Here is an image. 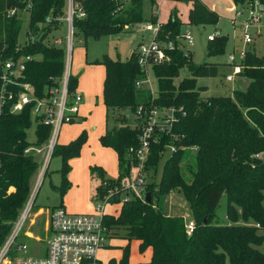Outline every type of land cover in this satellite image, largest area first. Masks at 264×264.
<instances>
[{
    "label": "trees",
    "instance_id": "1",
    "mask_svg": "<svg viewBox=\"0 0 264 264\" xmlns=\"http://www.w3.org/2000/svg\"><path fill=\"white\" fill-rule=\"evenodd\" d=\"M190 1L189 24L218 21V14L203 0ZM244 1L233 0L235 5ZM74 3L85 12L84 17L73 19L74 40L100 39L147 21L143 0H129L128 5L125 0H74ZM64 6L65 0H0V34L4 36L7 54L14 53L24 22L20 11L28 13V27L38 35V39L28 42L17 52L37 55L26 65V77L37 90L50 82L49 77H58L63 71V49L44 40L52 29L61 25L58 17L64 14ZM9 9H15V14L7 16ZM47 17L51 22L46 23ZM150 21L155 23L156 18ZM180 25L176 12L172 13L168 22L161 23L156 38L177 44L175 37L180 35ZM164 35L171 39L163 41ZM227 41L226 35L208 40L207 54H223ZM165 51L170 60L152 67L158 84L153 101L150 92L135 86L145 75L136 62L134 51L124 61L113 60L107 55L99 61L105 67L102 95L106 108L121 113L126 108L135 111L139 104L151 102L176 109L182 107L172 130L176 138L173 140L172 134H159L150 147L146 168L156 172L166 146L176 145V150L170 152L165 161L161 181L152 180L147 185L151 202L132 198L122 204L116 215L104 214L103 222L111 231L123 227L126 239L138 240L141 250L151 249L149 262L140 264H264V252L260 249L264 244V157L255 156L264 151V59L252 49L248 50L241 72V76L251 79L247 88L235 89L231 96L202 99L201 91L206 87L194 88L196 77H214L219 73V66L206 62L193 64L188 60V52L179 47ZM182 66L192 78H183L176 86L173 79L179 76ZM69 83L70 88L75 89L77 78L71 76ZM30 125L27 110L17 115L3 111L0 115V243L26 203L30 179L39 166L33 152L26 149L42 145L49 135L47 126H39L35 142H28L26 130ZM138 135L136 124L134 127L120 125L100 137L101 144L116 153L122 174L130 163L129 148L139 145ZM86 139L83 131L68 144L55 145L52 151V157L61 159L62 185L54 187L61 197L70 186L67 180L69 161L80 154ZM191 146H197L196 168L190 169V181L185 182L180 162L185 155L184 147ZM90 175L98 176L101 181H114L105 178L104 170L98 165L90 167ZM171 188L180 189L190 207L194 222L190 234L182 216L169 215L159 206L158 200L164 199ZM97 192L101 193V189ZM223 195H226V223L213 220Z\"/></svg>",
    "mask_w": 264,
    "mask_h": 264
},
{
    "label": "rangeland",
    "instance_id": "2",
    "mask_svg": "<svg viewBox=\"0 0 264 264\" xmlns=\"http://www.w3.org/2000/svg\"><path fill=\"white\" fill-rule=\"evenodd\" d=\"M204 1L208 7L219 16L215 24H189L186 19L189 3L186 0H154L153 2L151 0H143V14L147 21L131 25L127 30L119 34L104 35L100 39L88 37L86 40L79 38L73 41L70 73L71 76L77 78V84L75 86L76 91L84 96L82 110L85 111V114L82 115L86 118L80 123L63 125L58 137V143L61 145L68 144L76 139L83 131L86 132L87 139L81 147L80 154L69 161L70 171L67 175V180L70 186L62 197L54 188L62 185L60 157H52L51 155L44 165V161L42 160L43 152L38 153L37 151H32L34 156H36L35 158L39 166L30 179L29 197L33 196V206L22 227V231L28 229L27 231H29L30 234L32 233V239L42 236V232L39 230L41 226V221L39 222V219H37V223L33 227H29V220L38 208L46 210L54 206L63 205L66 211L70 213L94 214L96 216L100 214L97 211V202H102V200L96 195V189L99 188L103 180L101 181L98 176L92 177L90 175L91 165L96 164L102 166L105 178L114 180H107L109 185L113 186L116 184L117 187L122 188L123 185L121 183H123L125 176L120 173L118 168L117 155L111 148L101 144L100 137L105 131L112 130L120 125L134 127V125L137 124L138 117L136 115V110L131 111L130 108L122 110L121 113L119 111H114L112 108H106L102 96L104 70L99 61H101L103 55H107L113 60H126L130 57L138 43L142 41V35H144L143 42L147 43L149 41L150 32H147V30L145 31L144 26L146 23L151 22L150 18H153V15L157 16L159 21L166 23L170 19L172 13L176 12L177 18L181 23L180 33L190 30L193 36L192 44L185 43L183 50L185 53L188 52V60L192 61L193 64H202L206 62L219 66V73L214 77H196L194 88L200 86L206 87L205 91H201L202 99L209 96H231L233 90H245L247 88L251 79L246 76H238L233 82H227L225 80V74L231 71L230 68L225 66L227 56L232 50L237 54L242 48H248L246 49L247 51L252 49L256 52V55L262 56L264 59V38L256 39L254 44H249L248 46L242 41V29L238 26H233L230 22V18L234 16L236 7L233 0ZM128 3L129 0H125V5H128ZM22 16L24 22L18 35V41L24 43L28 30L29 15L24 11ZM215 30H218L220 35H228V41L223 54L209 56L207 54L209 44L207 35L212 34ZM65 33L66 28L63 23L58 28L52 29L47 34L45 40V43L63 49L65 53L64 66H66L68 61L66 58L67 45L64 39ZM175 38L177 44H183L178 36ZM56 39H60L61 42L54 43ZM161 39L166 41L171 38L164 35ZM168 60L170 59L168 58ZM154 78H156V76ZM183 78H192L185 66L179 68V76L173 79L174 84L178 86L179 81ZM153 88L154 92L157 93L158 84L155 79L153 81ZM143 90L147 91L148 88L144 86ZM26 134L28 142H35L36 135L34 124H31L26 130ZM196 154L197 151L194 149H185V155L180 162V173L185 182L190 181V169L194 171L196 168L194 159ZM169 155V149L166 148L163 157L158 163L156 172L146 168L148 182L156 180V182L159 183L161 181L164 164ZM255 156L257 158H263L264 151L256 153ZM42 170L44 171L43 173ZM118 199V202H114ZM125 199L126 191L120 194H114L112 198L109 199V202L105 203L102 213L106 215L116 214ZM158 201L159 206H162L161 208L164 212L170 214L180 213L183 215L185 222H193L190 207L180 189L171 188L164 199ZM225 205L226 197L223 195L213 219L216 222H228L227 218L224 217ZM112 232L115 233H111L113 236L108 239L106 246L100 247L96 252V259L98 262L101 264H110L114 261L117 264L122 262L128 264L149 262L151 258L150 250H141L139 241L136 239H126V231L123 227L112 230ZM28 242L30 248L34 250V245L30 240H28ZM34 243H37V245L40 244L36 241H34ZM260 249L264 252V244L260 246Z\"/></svg>",
    "mask_w": 264,
    "mask_h": 264
},
{
    "label": "built area",
    "instance_id": "3",
    "mask_svg": "<svg viewBox=\"0 0 264 264\" xmlns=\"http://www.w3.org/2000/svg\"><path fill=\"white\" fill-rule=\"evenodd\" d=\"M15 12V9H9L6 15L12 16ZM22 14L20 11L19 16L23 19ZM84 16V10L74 3V0H65L64 14L58 17V20L61 24L64 23L66 28L64 39L67 45L66 58L68 61L66 66H63L62 74L58 77H49L50 82L39 90L26 77V65L36 59L37 55L17 53L28 42L38 39V35L28 27L26 41L21 43L17 39L14 53L7 54L4 36L0 34V115L3 111L17 115L27 110L30 122L35 126V135L39 126L49 128L48 138L42 145H31L26 149V151L43 152L44 165L51 156L55 145L58 144L61 127L72 124L79 118L83 95L76 89H71L69 82L72 43L74 41L73 19ZM49 22H51V18L47 17L46 23ZM230 22L233 26L242 29V41L247 46L254 44L256 39L264 38V3L260 0H245L243 3L237 4ZM160 26L161 23L157 21L146 23L144 29L151 32L152 37L147 43L143 41L138 43L134 49L136 62L145 75L144 79L135 83V86L138 89L147 86L152 101L155 98L150 77L152 67L168 60L166 49L174 47L184 49L185 43L192 44L193 42L190 30H186L178 36L183 44H175V41L161 42L156 38ZM219 35V31L215 30L212 34L207 35V40H213ZM60 42V39L54 41V43ZM246 49L248 48H242L237 54L232 50L228 54L225 65L231 71L225 74L227 82H233L238 76H241ZM181 110L182 107L176 109L173 106L164 107L152 102L137 106L139 145L136 148L130 147L128 150L130 163L127 165L123 183L120 182L123 185L122 188L117 187L116 184L110 186L106 180L100 184L98 189H101V193L96 192V195L102 200V202H97L99 215L70 213L63 205L54 206L47 210L46 220L39 227L42 236L32 239V233L30 234L28 229L22 231L33 206V196L28 197L17 218L11 222L7 236L0 243V264H101L96 259V252L100 247L106 246L108 239L113 236L111 235L112 231L103 222L104 214L102 212L105 203H108L114 194H120L123 191H126L124 202L130 201L132 198L145 199L149 183L146 164L151 144L156 142L159 134L162 133L172 134L173 140L176 138L172 130L178 119L177 112ZM166 147L171 153L176 150L174 143H170ZM186 148L197 150V146L184 147V149ZM41 214L37 211L33 213L29 220V227L37 223L36 219ZM185 227L187 233H192L194 222H186ZM29 239L32 240L31 243L36 241L40 244H33L34 250H32L28 242Z\"/></svg>",
    "mask_w": 264,
    "mask_h": 264
},
{
    "label": "crops",
    "instance_id": "4",
    "mask_svg": "<svg viewBox=\"0 0 264 264\" xmlns=\"http://www.w3.org/2000/svg\"><path fill=\"white\" fill-rule=\"evenodd\" d=\"M188 3H189V5H188V10H187V13H186V19L188 20V12H189V10L191 9V7H192V3H191V1L190 0H186ZM203 2L205 3V1L203 0ZM206 4V3H205ZM206 6L208 7V5L206 4ZM236 6V5H235ZM209 8V7H208ZM210 9V8H209ZM235 9H236V7H235ZM150 17H151V15H150ZM153 18H156L157 19V22H159V23H163V22H161V21H159L158 20V18H157V16H155V15H153ZM230 20H231V18H230ZM129 28V27H128ZM146 31V30H145ZM147 32H149V31H147ZM227 37H228V35H226ZM152 37V33L150 32V35H149V39ZM143 38H144V35H142V41H143ZM142 41H140V42H142ZM139 42V43H140ZM136 48V47H135ZM134 48V49H135ZM182 50H184V49H182ZM134 51V50H133ZM226 63V62H225ZM101 66L103 67V70H104V76H103V81H104V78H105V67L101 64ZM226 66V65H225ZM227 68H229L228 66H226ZM154 76V74H153V71H151V73H150V77H151V79H152V89H153V91H154V88H153V81H154V79H155V81H156V83H157V80H156V78H154L153 77ZM154 79H153V78ZM147 87V86H146ZM148 92H150L149 91V89L147 90ZM102 94H103V83H102ZM103 96V95H102ZM154 96L156 97L157 96V93H155L154 92ZM83 101H84V96H83ZM82 101V102H83ZM82 114H85V111H83L82 110V104H81V108H80V113H79V118L74 122V123H72V124H75V123H80L82 120H84L86 117L85 116H83ZM67 125H71V124H67ZM62 128V127H61ZM61 130V129H60ZM105 133V132H104ZM59 134H60V132H59ZM103 135V134H102ZM77 136V135H76ZM75 136V137H76ZM59 137V136H58ZM74 139V138H73ZM59 144V143H58ZM36 157V156H35ZM44 157L45 156H43L42 157V160L44 161ZM50 157V156H49ZM37 160V159H36ZM71 161V160H70ZM96 165V164H95ZM91 166H93V165H91ZM90 166V167H91ZM99 166V165H98ZM119 166V165H118ZM101 168H102V170H103V167L101 166ZM119 168V167H118ZM34 175V174H33ZM96 190H98V189H96ZM225 197H226V195H225ZM226 206V205H225ZM52 208V207H51ZM49 209V208H48ZM48 209H46V210H44L43 208H38L36 211L37 212H40V213H42L37 219H39V222L41 221V224H43L44 223V221L46 220V216H47V210ZM119 211V210H118ZM118 211L116 212V214L118 213ZM216 213V212H215ZM116 214H114V215H116ZM167 214H169V215H180V216H182L183 217V215H181L180 213H176V214H170V213H167ZM184 218V217H183ZM224 218V217H223ZM36 219V220H37ZM186 223V222H185ZM33 227V226H32ZM30 240V239H29ZM30 241H32V240H30ZM32 244H36V243H32ZM147 249H149L150 250V254H151V249L150 248H147Z\"/></svg>",
    "mask_w": 264,
    "mask_h": 264
},
{
    "label": "water",
    "instance_id": "5",
    "mask_svg": "<svg viewBox=\"0 0 264 264\" xmlns=\"http://www.w3.org/2000/svg\"><path fill=\"white\" fill-rule=\"evenodd\" d=\"M146 202H151V194L149 192L146 193L145 199Z\"/></svg>",
    "mask_w": 264,
    "mask_h": 264
}]
</instances>
